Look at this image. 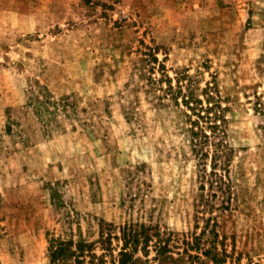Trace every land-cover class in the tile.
Returning a JSON list of instances; mask_svg holds the SVG:
<instances>
[{"label": "rangeland", "instance_id": "374dc122", "mask_svg": "<svg viewBox=\"0 0 264 264\" xmlns=\"http://www.w3.org/2000/svg\"><path fill=\"white\" fill-rule=\"evenodd\" d=\"M149 52L184 94L210 85L227 107L224 136L201 123L202 162L186 107L149 88ZM257 108L264 0H0V262L49 264L51 238L101 255L105 225L132 223L203 264L224 249L264 264Z\"/></svg>", "mask_w": 264, "mask_h": 264}, {"label": "trees", "instance_id": "16d2710c", "mask_svg": "<svg viewBox=\"0 0 264 264\" xmlns=\"http://www.w3.org/2000/svg\"><path fill=\"white\" fill-rule=\"evenodd\" d=\"M149 66L148 72L151 76L148 78V85L150 90L155 91L160 89L163 95L158 96V99L170 98L171 101L177 105H183L188 110L186 116L188 117L190 125V133L196 137L192 143L194 151L199 154V160L204 161L209 153L205 150V146L209 143L210 137L205 133L202 122L206 123L208 127L217 133L225 135L223 127L227 120L224 115L227 111V107H222V102L219 100L218 94L213 95L212 87L210 85L204 90L206 98L200 99L194 97L192 92L184 94L183 86L177 84L174 86L171 78L165 72L164 64L160 63L155 53H144ZM158 66V73L160 77L156 78L155 66ZM165 85V87L163 86ZM204 101L207 103L204 105ZM162 104V103H161ZM257 112L264 116V110L258 109ZM214 119L212 121V118ZM209 123V124H208ZM202 135L203 139L199 140V135ZM198 138V139H197ZM219 148L214 154V158L221 157L223 148H226L223 141H219L217 144ZM106 228L101 235L99 244L104 251L103 254L97 255L95 252V243L86 241L83 237H79L77 240L69 238L68 240H62L61 238H51L49 240V264H203L206 261L202 260L199 256H194L188 253V248L182 252H175L172 247L162 238L152 242L153 237L159 236L160 233H153V228L145 224H125L119 227V235L113 236L111 233L115 227L112 225H105ZM104 226V227H105ZM106 235V236H105ZM112 239H116L121 243V246L117 248V254L114 256V246L112 245ZM152 243V245L150 244ZM189 246V245H188ZM191 247H195L193 244ZM153 248L155 256L149 259V250ZM199 248V247H198ZM139 249L143 250V256H139ZM108 253V254H107ZM110 255V260L107 259ZM176 255V256H175ZM187 255V259H185ZM209 261L207 264H224L228 257L226 250L218 252V250H207L202 252ZM196 259V260H195ZM0 264H2L0 262Z\"/></svg>", "mask_w": 264, "mask_h": 264}]
</instances>
